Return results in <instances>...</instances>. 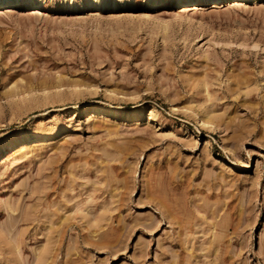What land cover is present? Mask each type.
<instances>
[{
  "label": "rangeland",
  "instance_id": "rangeland-1",
  "mask_svg": "<svg viewBox=\"0 0 264 264\" xmlns=\"http://www.w3.org/2000/svg\"><path fill=\"white\" fill-rule=\"evenodd\" d=\"M95 1L0 2V264H264V0Z\"/></svg>",
  "mask_w": 264,
  "mask_h": 264
},
{
  "label": "bare ground",
  "instance_id": "bare-ground-1",
  "mask_svg": "<svg viewBox=\"0 0 264 264\" xmlns=\"http://www.w3.org/2000/svg\"><path fill=\"white\" fill-rule=\"evenodd\" d=\"M2 1H6V0H0V2H2ZM10 1H13V0H10ZM14 1H15L14 3L23 4L25 6H33V5L36 4L35 0H14ZM26 1H28V2L26 3ZM221 1H225V0H173L172 3H173V5H177V6L179 5V7L181 6V10L182 11H190V10H194V9L200 7L201 4H206V3H209V2H214L215 3V2H221ZM146 4L149 7H156L158 5H165L166 3L163 0H148L146 2ZM87 7L88 8H93V7L96 8L97 7L100 10H102V9H107L109 7V5L106 2V0H97L95 2H88L87 3ZM89 112H91V113H99V114L100 113H106V114L111 113V114H114V115H120L122 117L131 116L130 114H127V113H117L116 111H114L112 109H104V108H99V107H96V106L90 107ZM206 122H204V123H206ZM206 124H210V123L207 122ZM23 142L24 141H21L19 143H23ZM13 145H14V142L11 143L12 147H13Z\"/></svg>",
  "mask_w": 264,
  "mask_h": 264
}]
</instances>
